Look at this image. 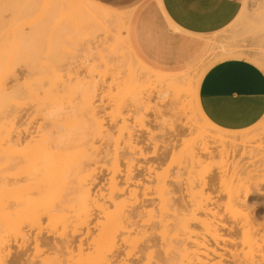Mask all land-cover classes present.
<instances>
[{"label": "rangeland", "instance_id": "obj_1", "mask_svg": "<svg viewBox=\"0 0 264 264\" xmlns=\"http://www.w3.org/2000/svg\"><path fill=\"white\" fill-rule=\"evenodd\" d=\"M24 50L27 62H17ZM15 91L16 121L12 98L0 101V264H12V257L2 262L9 250L27 251L24 258L35 264H106L108 220L97 205L112 215L139 206L145 213L140 229L157 238L153 257L141 260L127 246L116 264H162L155 252L173 251L185 232L172 229V218L161 226L160 217H173L168 203L190 202L192 193L211 196L209 208L219 209L223 224L244 222L254 208L261 232L253 248L222 245L219 253L260 258L264 0H235L222 21L206 26L183 21L170 0H0V99ZM15 123L32 142L20 176L32 195L26 207L40 212L21 217L20 231L8 209ZM234 166L250 177L252 209L229 207L246 194L225 179ZM129 172L141 176L129 181ZM112 194L122 207L112 205ZM60 203L62 212L47 215ZM86 212V242L97 245L82 253L58 259L19 236L35 238L41 226V237L56 243ZM197 217L210 218L202 211ZM188 227L203 232L197 221ZM123 237L138 247L145 242L137 233Z\"/></svg>", "mask_w": 264, "mask_h": 264}, {"label": "bare ground", "instance_id": "obj_2", "mask_svg": "<svg viewBox=\"0 0 264 264\" xmlns=\"http://www.w3.org/2000/svg\"><path fill=\"white\" fill-rule=\"evenodd\" d=\"M27 52V51H26ZM25 50L22 55L16 58L18 61L27 62L28 55H25ZM15 102L13 108L14 120L16 121L19 117V93L15 91L11 97L4 96L0 99L3 104H6L10 99ZM14 138L12 141V159L11 164L14 172V177L11 182V187L13 192L14 204L13 206H9V212L11 217L14 219V225L17 230L19 229L20 219L24 218L25 214L32 213L35 216H39L40 212L36 211L32 208H27L26 203L30 202L31 192L29 191V186L27 185L28 180L21 179V169L25 166V163L28 161V154L26 152L27 148L32 143L31 141L26 142L28 137L21 136L18 127H14ZM27 143L24 148L21 146ZM23 149V150H22ZM208 151V149L205 148ZM212 154V153H210ZM232 172V177H225V179H231V183L237 182L240 185V189H245V197L244 199L237 198L232 201L230 204V208L232 210H248L253 208V193L251 187L248 185L250 182V177H243L245 175V171L243 168H239L234 166ZM141 174H134L133 172H129L127 175V180L133 181L134 179H138ZM140 182V181H139ZM209 186V184L205 183V186ZM117 192H120L117 187L115 189ZM174 193V190H173ZM131 195H137L136 191L130 193ZM196 193H192V199L190 202H179L178 200H172L168 203L169 211L173 212L175 215L171 217L170 215L164 216L162 215L159 220V224L161 226H168L166 223H169L171 218L173 220L172 229L176 232L178 229H182L184 233V239H180L176 241V245L173 247V251H169L168 248L162 249L158 252H155V257L158 259L160 263L164 264H264V250L260 249V258L258 260H254L253 258L245 257L239 254L238 252L229 251L228 254L219 253V247L231 246V248H237L239 245L248 246L250 249L253 248L254 244H256L257 238L260 235L259 224L257 223L258 212L251 210L250 215H243L244 222L234 223V224H223L225 219H221V212L216 211L214 209L209 208L210 201L213 200L211 196H200L196 197ZM116 195H111L109 197L110 202L114 206H123L124 202L118 203ZM23 201V202H22ZM183 201V198H182ZM216 202V207L218 208ZM100 213L105 215V218L108 220V224L103 225V237L107 247V255L104 258L106 264H116L121 256L125 253L127 246L133 248V251H137L141 254V260L143 258H151L153 257V252L150 251L153 247H157V238L150 234L148 236V232H143L140 228L142 227L141 223L143 221L144 212L141 211L138 207H131V210L128 213H118L109 214L107 212L108 206L105 205H97ZM64 206L62 203L55 206L53 209L47 212V215H51L52 213L62 212ZM204 212L206 217H210L208 219L200 220L198 216V212ZM98 216V215H97ZM90 218L89 213H84L83 216L77 218V221L80 223L78 225L73 226L72 233L67 236L64 240H60L58 242H52L48 238L41 237L42 227L39 226V235L35 238L31 237L28 234H22L19 232V236L22 238L23 242L28 243L31 240L36 244L37 248H46L48 251H52L58 259H61L65 254L73 255L75 251L82 253L84 251V246L87 245H97L96 240L93 243L89 244L86 242V239L89 237L90 232L84 231L82 229L85 226ZM191 221H197L202 225L203 232L196 233L194 231H189V223ZM74 224V222H73ZM155 226L152 227V229ZM132 233H137L138 235L145 236V242L142 247H138L136 244V240H129L128 238L123 237L128 234V237ZM17 241V238H16ZM9 242V241H7ZM11 249V248H10ZM98 253H101L100 250L96 249ZM5 252V251H3ZM8 253L3 256L9 258L12 257V264H20L24 261L23 264H35L25 259L24 257L27 255V251L19 252L18 254H14L11 250L7 251ZM141 261H138L134 264H139ZM41 264H44L43 262Z\"/></svg>", "mask_w": 264, "mask_h": 264}, {"label": "crops", "instance_id": "obj_3", "mask_svg": "<svg viewBox=\"0 0 264 264\" xmlns=\"http://www.w3.org/2000/svg\"><path fill=\"white\" fill-rule=\"evenodd\" d=\"M175 13L186 23L206 26L222 21L235 0H170ZM242 66L240 70H242ZM260 86V85H258Z\"/></svg>", "mask_w": 264, "mask_h": 264}]
</instances>
